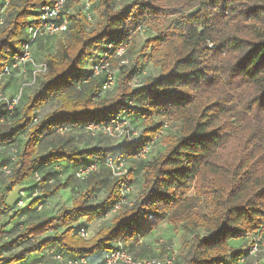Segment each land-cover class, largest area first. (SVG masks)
I'll use <instances>...</instances> for the list:
<instances>
[{
	"label": "trees",
	"instance_id": "16d2710c",
	"mask_svg": "<svg viewBox=\"0 0 264 264\" xmlns=\"http://www.w3.org/2000/svg\"><path fill=\"white\" fill-rule=\"evenodd\" d=\"M50 1L10 0L5 5L0 0V93L21 71L11 68L2 75L4 68L12 67L23 52L30 41L28 26ZM71 3L65 10L66 37L56 53L44 56L46 71L37 75L28 99L22 97L13 110L0 102V146L13 152L0 163L8 181L0 187V217L13 209L4 203L7 195L30 179L43 194L36 208L75 180H83L86 187L59 213L15 223V238L0 231V238L6 237L0 244V263L29 264V256L50 248L54 257H85L86 264H104L105 251L119 244L140 257L131 247L169 220L191 235L183 257L175 254L173 264H241L243 258L248 264L250 235L262 229L264 238V0H94L93 22L87 21L81 4L78 13H71ZM147 22L159 25L144 43L148 60L138 58L130 67L120 64L114 89L104 91L106 73L95 75L93 66L106 50L115 61L116 49L128 44L125 58L133 32L148 27ZM58 35L31 43L35 60ZM149 60L159 75L133 87L132 80L146 72L144 61ZM49 102L58 106L38 118V110ZM120 114L142 129V135L90 147L61 142L39 152L48 134L88 133L87 125ZM166 131L171 132L164 135ZM160 133L165 145L144 161L139 194L134 199L130 193L123 196L124 184L134 188L132 169L128 166L126 175L115 176L108 159L122 157L129 165ZM91 163L97 164L95 171L85 178L76 175ZM5 164L11 165L9 175ZM104 187V198L92 203ZM191 189L206 201V211L190 203L193 198L186 193ZM27 200L25 193L16 205L23 208ZM119 202L121 207L113 211ZM105 217L109 224L90 235L92 222ZM151 257L158 256L141 258Z\"/></svg>",
	"mask_w": 264,
	"mask_h": 264
},
{
	"label": "rangeland",
	"instance_id": "374dc122",
	"mask_svg": "<svg viewBox=\"0 0 264 264\" xmlns=\"http://www.w3.org/2000/svg\"><path fill=\"white\" fill-rule=\"evenodd\" d=\"M71 5V13H78V7H80L79 1L72 0ZM95 14H98L96 10ZM145 24L148 25V28H150L151 31L144 34L137 32L133 35L132 46L130 47V52L127 55L129 60L127 59V63H124L127 64L128 67H130L132 62L138 60V58L141 61L145 60L146 58L148 60V55L144 54L147 52V50L143 48L144 43L147 39H149V37H151V35H153V33H156L158 31L157 29L159 25L156 22H147ZM94 25H96L95 21ZM63 37H66V34H60L56 38L51 39L49 42L47 41V45L44 48L42 47L41 51H39L38 53L39 60H35L36 64H43V60L45 59L44 56L47 53H56L60 46V40ZM114 63L115 66H120V62H118L117 60H115ZM144 63L146 72L142 76L140 75L138 80H134L131 83L132 86H139L141 83L150 81L152 77L159 75V68H156L150 60L149 62L144 61ZM29 68L30 67L28 66L22 67L20 73L18 72L17 74H15L14 77H12V79L7 82V86L4 89V94H6L7 96H13L16 93L22 91V97L24 98V101L28 99L29 95L33 92L35 87V82L34 84L32 83L33 77ZM34 68H36L37 70L39 69L38 66ZM111 89H114V87ZM57 106L58 104L56 102H49L45 104L40 110H38L37 117H43L44 115L55 109ZM155 119L157 121L162 120L160 116H156ZM142 127L145 128V125H143ZM170 132L171 131H166L164 135L169 134ZM20 138H23V136H21ZM121 140L122 139H108L102 136L94 137L86 133L85 131L79 132L74 130H59L42 138L41 144L39 146V152L45 153L49 151L53 146L61 142H66L70 145H77L80 147H90L103 144H116L119 141L121 142ZM154 141L155 143L151 145L148 153H146L145 159L133 157L130 158L131 161L129 165H126V169L129 170L128 166H130V168L132 169L131 173L134 181V188L130 193L132 199L137 197L140 192L144 161L151 159L154 155H157L160 152L161 147H164L163 145H165L163 141V135L161 133L158 134L157 138L154 139ZM12 153V149L0 146V163L7 161ZM67 173H70V171L67 170ZM82 181L83 180L81 179L75 180L69 188L60 190L56 194L48 197L44 202L42 208H36L37 202L43 200V198L41 199V196L43 194H41V191H38L36 185L34 184L35 181L30 179L16 186L4 200V203H6L8 207H12L13 209H11L7 214H4L0 217V231H9L8 234H6L7 238H15L17 235L16 228L14 227L15 223H28L31 221H38L44 219L46 216L59 213L65 207H70L72 205L73 199L86 187V182ZM6 183H8L7 178L5 176L3 177L0 172V187L2 188ZM23 190H25V193L27 195L28 204L27 206L22 208L17 206L16 202L20 199L21 191ZM106 192L107 191L105 187L101 188L92 197L91 202L97 203L101 201L104 198ZM186 194L188 197L193 198L190 203H192L198 210H207L206 201L202 197L195 196V192L193 189L187 191ZM11 215L12 217L8 221V218ZM109 222L110 219L106 217L93 221L92 228L89 234L93 235L101 227L108 225ZM52 233H54V231L49 232V234ZM190 236L191 235L189 230L183 228L182 226L175 227L169 220H165L159 225L156 231L143 236L141 238V242L139 240L138 243H135L131 247V251L139 255L140 258L142 256L165 257L172 252L173 254H176V258L178 257V259L181 260L189 243ZM4 240H6L5 236L3 238H0V244H2ZM261 246L262 248H260L259 245L257 246L258 249L253 255H251L250 259L248 260V264H264V242L261 244ZM28 262L29 264H62L59 263L58 260H56L50 248L39 251L29 256Z\"/></svg>",
	"mask_w": 264,
	"mask_h": 264
},
{
	"label": "built area",
	"instance_id": "2783aa9c",
	"mask_svg": "<svg viewBox=\"0 0 264 264\" xmlns=\"http://www.w3.org/2000/svg\"><path fill=\"white\" fill-rule=\"evenodd\" d=\"M71 1L72 0H51L49 3L44 4L41 7L40 13L35 18V21L28 26V34L30 41L24 45L23 52L15 56L12 67L6 66L4 68L2 75L10 74L11 68H19L21 70L22 67H26V66H32L33 68L38 66L39 67L38 70L36 68L33 69L32 83L34 84L37 75H39L40 73H44L46 71V64L45 63L41 65L36 64V61L33 57L31 43L42 37L54 36L68 31L69 22L66 18L65 10L67 4ZM9 2L10 0H6L5 5H8ZM79 4H81L82 6L87 21L93 22L94 17H93L92 8H93L94 0H80ZM149 31L150 28H148L146 25H141L137 28V30H135V32H133V34L137 32L144 34ZM112 47L113 45L109 44V49H111ZM128 47H129L128 44H123L116 49V55L114 56V59L120 62V64L127 63V61L129 60L127 56L124 58V55H126V52L128 51ZM109 51L110 50H106L103 54V58H101L93 66L95 75L106 73L107 81L103 86L104 91L114 87L115 81L117 79V72L119 70V67L115 66L113 59L111 60L109 59L110 56ZM134 80H138V79H134ZM134 80H132V82ZM134 86L135 85H133V87ZM21 99H22V91L16 93L13 96H7L3 92L0 93V102H4L7 108L10 110H13L20 103ZM121 115L122 114L111 120L106 121L105 123H101V124L91 123L85 127L86 131L90 135L103 134L105 136L116 139L132 140V139H137L139 136H141L143 130L137 129L134 126H132L129 123V121L125 117H121ZM168 125L169 124L166 123L165 126ZM153 142L154 140L152 141V143ZM150 147L151 146L148 145L142 148L141 151L138 153V157L144 158L146 156V153H148ZM14 159L15 157H13V160ZM107 164L112 169V173L115 176L126 175L128 173V170L126 169V165H127L126 161L122 157L111 156L108 159ZM96 168H97L96 163L85 165L77 171L76 175L80 178H85L90 173L95 171ZM3 170L6 174L9 175L11 173V165L5 164L3 166ZM35 179L37 181H41L42 177L36 173ZM131 191L132 188L127 184H124L122 190L123 196L131 193ZM21 195L25 196V192L21 191ZM123 202H126V198L122 200V203ZM24 203H25L24 199H21L19 201V205H23ZM122 203L121 202L117 203L113 208V211L118 210L121 207ZM81 232L83 235L88 234L85 229H82ZM262 234H263V230L260 229L259 232L255 233L254 236L250 235V238L253 240V245L250 248L251 255H253L257 251L258 245L260 248H262L261 244L264 242V238L262 237ZM55 257L58 260H64L66 264L87 263V259L85 257H81L77 259H73V258L64 259L63 256L60 254H56ZM174 260H175V254H173L172 252L165 257H151V258L135 257L133 254L127 251V249H125L121 244H119L118 248L108 249L104 253V264H173ZM244 263H246V261L243 258L241 260V264Z\"/></svg>",
	"mask_w": 264,
	"mask_h": 264
},
{
	"label": "crops",
	"instance_id": "0c3cea01",
	"mask_svg": "<svg viewBox=\"0 0 264 264\" xmlns=\"http://www.w3.org/2000/svg\"><path fill=\"white\" fill-rule=\"evenodd\" d=\"M132 168H133V167H132ZM135 170H136V169H135ZM8 195H9V194H8ZM8 195H7V196H8Z\"/></svg>",
	"mask_w": 264,
	"mask_h": 264
}]
</instances>
